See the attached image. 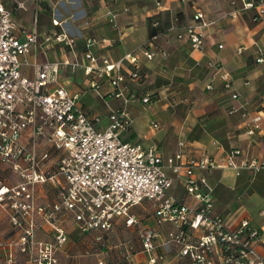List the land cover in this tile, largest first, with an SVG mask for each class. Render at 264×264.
<instances>
[{"label": "crops", "instance_id": "crops-1", "mask_svg": "<svg viewBox=\"0 0 264 264\" xmlns=\"http://www.w3.org/2000/svg\"><path fill=\"white\" fill-rule=\"evenodd\" d=\"M0 2L13 11L18 37H24L34 27L39 32L38 43L24 59L29 63L23 66L25 75L33 78L36 64L60 62L59 83L53 87L63 86L69 93L78 94L79 106L92 117L100 116L102 126H106L112 112H126L131 126L123 139L145 149H156L172 181L170 193L179 201H191L186 183L192 162L215 160V168L195 167L191 174L207 178L214 191L216 211L224 215L229 228L235 229L247 219L260 230L256 246L264 257V169L256 172L247 167L228 166V156L235 150L242 151L235 159L240 166L245 160L264 163V120L253 137L247 134L251 120L264 116V64L258 62L264 55V0L249 12L239 11V0ZM197 10L204 11L212 24L199 49L193 47L187 32ZM153 29L158 31L154 37ZM64 37L75 42L70 45L62 40ZM89 40L96 43L89 47ZM240 48L242 53L238 52ZM147 51L157 52L155 60L147 59ZM88 53L98 59L99 68L104 67L105 61L117 62L127 54H135L138 64L126 61L124 73L128 75L138 69L141 79L128 81L116 91L100 69L86 74L91 64L86 57ZM234 94L239 95L238 100L233 99ZM145 97H151V103H144ZM181 152L182 158L178 159ZM177 167L179 171L175 170ZM55 199V193L39 190V203ZM148 206L152 208V216L143 225L145 231L157 232L158 264L173 253L181 260L178 248L169 254L163 247L176 227L159 224L154 202L133 209L138 219L135 226L141 225L140 212ZM121 227L132 228L118 222L112 232L98 241V235L82 234L68 219L65 222L68 241L57 252L60 264H93L91 256L99 253V245L106 246L107 237ZM18 236L9 216L3 214L0 241ZM37 239L52 242L54 235L46 229L37 233ZM117 247L129 261L141 255L148 261L143 237L140 251L128 243ZM14 253L17 261L25 264V255L19 249ZM6 257L7 249L3 248L0 264H5Z\"/></svg>", "mask_w": 264, "mask_h": 264}, {"label": "built area", "instance_id": "built-area-1", "mask_svg": "<svg viewBox=\"0 0 264 264\" xmlns=\"http://www.w3.org/2000/svg\"><path fill=\"white\" fill-rule=\"evenodd\" d=\"M239 2L241 12L263 4V0ZM211 25L206 13L197 10L187 30L194 48H200ZM16 29L13 11L0 2V230L6 214L19 232L16 239L0 241V250L7 249L5 264H20L15 249L25 255V264H60L57 252L68 241V219L82 234L98 235L101 241L118 222L135 226L138 219L133 209L147 202L155 203L159 224L176 227L163 245L167 253L178 248L181 260L188 264H264L256 246L260 230L247 219L237 228H229L224 215L216 211L214 191L207 178L191 174L195 167L215 168V160L192 162L186 183L191 201H179L170 193L172 181L156 149L123 139L131 126L126 112H112L102 126L100 116L92 117L79 106L78 94L69 93L63 86L53 87L59 83L60 62L36 64L35 76L25 75L23 66L29 63L24 59L38 43L39 32L34 27L18 37ZM62 40L70 45L75 42L66 37ZM95 43L89 40L88 46ZM156 56V51L146 52L148 60ZM86 57L91 63L86 74L100 69L116 91L128 81L141 79L138 69L124 73L126 61L138 64L135 54L117 62L105 61L103 68L97 67L98 59L92 53ZM258 62L264 64V55ZM233 99L238 100L239 95L234 94ZM143 102L151 103V97L143 98ZM263 120L264 116L254 117L247 134L253 137ZM241 155V150L232 151L228 166L256 172L264 169V163L257 160L238 165L235 159ZM39 190L55 193L56 199L39 203ZM46 229L51 230L54 241L37 239V233ZM157 238L154 229L143 235L148 264H158ZM97 264L108 263L100 260Z\"/></svg>", "mask_w": 264, "mask_h": 264}, {"label": "rangeland", "instance_id": "rangeland-1", "mask_svg": "<svg viewBox=\"0 0 264 264\" xmlns=\"http://www.w3.org/2000/svg\"><path fill=\"white\" fill-rule=\"evenodd\" d=\"M142 215V223L139 226H134L131 229H125V227L117 228V230L111 233L107 239L108 243H105L106 246L102 247L100 244L98 247L99 253L91 256L93 259V264H97L98 261L105 260L108 264H148V261L144 255L137 257L135 260L130 262L124 261L122 255L120 254L119 247L122 243H128L134 247L135 251H140L142 249L141 241L144 235L145 227L143 223L149 220L152 216V208L148 206L146 211L140 212ZM96 239V238H95ZM94 240V239H93ZM102 253V254H101ZM160 264H188L186 260H180L177 257L176 253L169 255L168 257L161 260Z\"/></svg>", "mask_w": 264, "mask_h": 264}, {"label": "trees", "instance_id": "trees-1", "mask_svg": "<svg viewBox=\"0 0 264 264\" xmlns=\"http://www.w3.org/2000/svg\"><path fill=\"white\" fill-rule=\"evenodd\" d=\"M157 32L158 31L156 29H153L152 32H151V36L152 37L156 36L157 35ZM123 260L124 261H127V262H130L129 259H128V257H126V255L123 257Z\"/></svg>", "mask_w": 264, "mask_h": 264}]
</instances>
